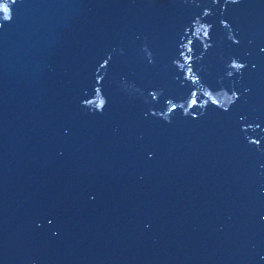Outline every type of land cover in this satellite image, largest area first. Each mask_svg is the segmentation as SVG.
Segmentation results:
<instances>
[{"label": "water", "instance_id": "obj_1", "mask_svg": "<svg viewBox=\"0 0 264 264\" xmlns=\"http://www.w3.org/2000/svg\"><path fill=\"white\" fill-rule=\"evenodd\" d=\"M0 264H264V0H0Z\"/></svg>", "mask_w": 264, "mask_h": 264}]
</instances>
